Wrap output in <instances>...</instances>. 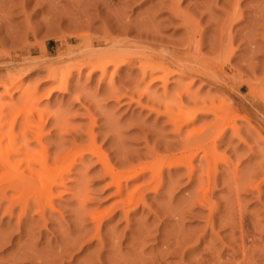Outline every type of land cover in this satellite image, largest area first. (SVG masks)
Returning <instances> with one entry per match:
<instances>
[{
  "label": "rangeland",
  "instance_id": "obj_1",
  "mask_svg": "<svg viewBox=\"0 0 264 264\" xmlns=\"http://www.w3.org/2000/svg\"><path fill=\"white\" fill-rule=\"evenodd\" d=\"M113 46L123 53L130 46L133 52L124 53L129 57L121 52L126 62L116 73L112 66L104 77L100 71L89 74V66L78 68L87 57L103 63ZM135 50L161 55L176 50L193 59L196 70L172 75L164 89L160 72L142 75ZM12 77L22 79V88L16 84L5 93L3 85ZM26 86L33 92L27 98L22 96ZM50 90V97H43ZM174 99L185 111L186 106H226L229 118L237 116L235 127L227 126L213 143L220 126L215 127L214 114L199 111L183 134L176 133L165 111L179 108L168 105ZM31 105L35 108L29 111ZM0 116L2 127L14 121L12 132L9 125L3 131L6 136L17 134L19 146L28 137L31 149H39L37 131L52 157L74 148L84 152L80 163L52 186V195L37 179L17 188L7 187L9 180L0 183L5 186L0 187V264H195L209 248L223 259L232 256L240 262L239 214L246 234L242 240L247 247L255 242L253 253L264 264V0H0ZM26 117L36 130L24 128ZM200 128L208 130L203 134ZM187 133L206 138L190 148L195 153L203 146L191 161L193 172L187 165H167L169 156L184 150ZM6 139L2 147L11 142ZM212 144L216 156L206 170L207 161L199 159ZM23 155L16 157L13 171L25 168ZM99 155L120 175L130 168L146 170L128 181L122 177L119 190ZM6 171L1 167L0 176ZM156 171L160 176L153 177ZM212 172L215 184L206 179ZM134 189L133 200L142 201L127 208L126 197ZM205 194L211 203L202 202ZM93 216L102 223L103 244L95 236L98 223ZM165 246L170 255L162 250Z\"/></svg>",
  "mask_w": 264,
  "mask_h": 264
},
{
  "label": "bare ground",
  "instance_id": "obj_2",
  "mask_svg": "<svg viewBox=\"0 0 264 264\" xmlns=\"http://www.w3.org/2000/svg\"><path fill=\"white\" fill-rule=\"evenodd\" d=\"M175 1H177V0H175ZM103 2V1H102ZM111 2V1H110ZM179 2V1H178ZM105 3H106V1H105ZM112 4V3H111ZM176 4H178L177 2L175 3V5ZM126 5V4H125ZM173 8H174V6H172ZM175 8H176V6H175ZM109 9H111V8H109ZM108 10V9H107ZM119 10V9H118ZM172 10V9H171ZM174 10V9H173ZM181 10H179V12H180ZM180 13H182L183 14V12L181 11ZM232 13V12H231ZM240 13V12H239ZM178 15V14H177ZM184 15V14H183ZM182 15V16H183ZM122 16V15H121ZM181 16V15H180ZM232 16H233V14H232ZM152 17V16H151ZM188 19L187 18V16H185V17H183V19ZM238 18V17H237ZM234 20V19H233ZM127 21V20H126ZM185 21V20H184ZM231 21V20H230ZM147 22H149V21H147ZM188 22V21H187ZM128 23V22H127ZM184 23V22H183ZM140 24V23H139ZM143 24V23H142ZM187 24V23H186ZM152 25V24H151ZM146 27V26H145ZM143 31V30H142ZM152 32H153V30H152ZM145 33V32H144ZM153 40V39H152ZM189 41V40H188ZM119 45V44H118ZM110 46H112V45H110ZM129 48H130V46H129ZM129 48L128 49H126L125 51H124V53L125 52H127V54H129V53H131L132 52V50L131 51H129ZM141 48H143V47H141ZM156 48V47H155ZM161 48V47H160ZM167 48V47H166ZM159 49V48H158ZM171 50V49H170ZM178 50V49H177ZM121 51V50H120ZM138 50H135L134 52H136L135 53V55H137L136 56V62L138 61V67H139V70L141 71V73H142V75L143 76H147V75H149V74H152V73H154V72H160V74H159V79H161L163 82H164V84H163V87H164V89L166 88V82H167V80L169 79V77H171L172 75H182L183 74V71H186V70H189V71H195L196 69H195V66L192 64V63H194L193 62V59H191V58H188L187 56H182V54H179L176 50H175V52H173V53H169V54H166V55H161V54H157V53H151V52H145V51H139V53L137 52ZM157 51H159V50H157ZM161 51V50H160ZM167 51V50H166ZM180 51V50H179ZM122 52V51H121ZM121 52H119L116 48H115V46H113V48H112V50L110 51L109 50V53H107L106 55L109 57L108 59H103V60H100L101 62H103V63H100V62H96V61H93L92 60V57H87L88 58V60L85 62V63H82V64H79L78 65V68L79 69H81L83 66H89L90 68H89V74H93L95 71H100V73H101V76L100 77H104V76H106V75H108V72H110L109 71V67L110 66H112L113 67V72H115L116 73V71H117V68L119 67V65L122 63V62H126V58L124 57V56H126V55H124V53L122 52V54L124 55H121ZM163 52V51H162ZM133 53V52H132ZM131 53V54H132ZM91 54H93V53H91ZM102 54V53H101ZM130 54V55H131ZM162 54H164V53H162ZM134 54L133 55H131V56H135ZM168 55V56H167ZM90 56V55H89ZM98 56V55H97ZM128 57H129V55H127ZM126 56V57H127ZM103 57V56H102ZM104 57H106V56H104ZM98 58V57H97ZM158 59V61H155V59ZM86 60V59H85ZM128 60V59H127ZM132 61H134L133 60V58H132ZM78 62V61H77ZM76 62V63H77ZM84 62V61H83ZM79 63H81V62H79ZM128 63V62H127ZM137 64V63H136ZM131 65V64H130ZM76 67H77V65H76ZM197 67V66H196ZM203 67V66H202ZM225 67V66H224ZM198 68H199V66H198ZM204 69V68H203ZM210 69V68H209ZM53 71H54V69L53 68H49V75H51L52 77H50L51 79L52 78H56L54 75H53ZM200 71V70H199ZM211 71V70H210ZM209 71V72H210ZM214 71V70H213ZM70 72V71H69ZM161 72H162V75H161ZM192 72V73H193ZM112 73V72H111ZM111 73H109V74H111ZM214 73V72H213ZM213 73H212V75H213ZM157 74V73H156ZM196 74V73H195ZM202 75V73H200L199 72V75ZM216 74V73H215ZM197 75V74H196ZM22 76V75H21ZM109 76V75H108ZM156 76V75H155ZM158 76V75H157ZM207 76V75H206ZM216 76H217V74H216ZM208 77V76H207ZM19 78V77H18ZM16 79L15 80V77H12L6 84H4L3 85V87H4V91H5V93L7 92L8 93V90H10L11 88L13 89L14 87H15V85L17 84V86L15 87L16 89H19V88H22V85L20 84V82H21V78H19V79ZM151 78V77H150ZM156 78V77H155ZM212 78V77H211ZM208 79H210V78H208ZM18 80V81H17ZM211 80V79H210ZM219 81V80H218ZM67 81H64V83H66ZM250 82V81H249ZM65 85V84H64ZM249 86H251L250 85V83H249ZM60 87V86H59ZM61 87H62V85H61ZM168 87V86H167ZM180 87V86H179ZM57 88V87H56ZM148 88V87H147ZM58 89V88H57ZM146 90V89H145ZM146 91H148V89L146 90ZM165 91V90H164ZM185 91V90H184ZM13 92V91H12ZM31 92H32V90H31V87L30 86H26V87H23V91H22V96H25V98H27V96H29V95H31ZM51 92H53L52 90H50V91H48L47 93H45L44 95H43V97H45L46 96V98L50 95V94H52ZM152 92V91H151ZM33 93V92H32ZM34 94H35V92H34ZM152 94H154V92L152 93ZM169 94V93H168ZM148 95V94H147ZM150 95V94H149ZM172 95V94H171ZM178 95V94H177ZM170 96V95H169ZM42 96H40V98H41ZM50 97V96H49ZM179 97V96H178ZM32 99V98H31ZM30 99V100H31ZM42 99V98H41ZM180 99V98H179ZM173 100V99H172ZM150 101V100H149ZM175 101H177V102H179L178 100H176V99H174V101H172V103H170V104H168V105H171V107L172 106H174V108L176 109V108H178V107H176V103H175ZM33 102V101H32ZM31 102V103H32ZM36 100L34 101V103H33V105L35 106L36 104ZM179 104H181V102L179 103ZM33 105H31V106H29L30 108L28 109L29 111H30V109L33 107V108H35ZM38 105V104H37ZM154 105V104H153ZM177 105H178V103H177ZM219 105V104H218ZM184 106V105H183ZM189 106V105H188ZM194 106V105H193ZM219 107H221V108H219ZM219 107L218 106H216L215 104H213L212 106H208V108L207 109H205V110H200L201 108L200 107H187L186 106V108L188 109H186V111L185 110H182L180 107L178 108V109H176V110H174V112L172 111V110H165L166 111V113L169 115V119H168V121L170 120V123L172 124L173 123V125H174V127H175V132L176 133H180L181 132V134H183V132H182V130H183V128H184V126H186V125H188V124H190L191 122H193L194 121V119H195V117H196V113H198L199 111L201 112V114H209V113H212V114H214V116L213 117H215V122H214V125H216L215 127H217V126H220V130L219 131H217V138H215V135L212 137V138H215V139H213V143H215V142H217L216 141V139H218V138H220V137H222V135L224 134V132H225V129H226V127L227 126H233V127H235V123H236V118H237V116H235V115H233L234 117L233 118H229V112H228V110L226 109L225 110V107H224V109H222V105L220 106L219 105ZM32 108V110H34ZM159 108V107H158ZM27 110V111H28ZM31 110V112H34V111H32ZM156 110H160V109H156ZM24 112L23 114H27L28 112ZM162 111V113H163V110H161ZM160 111V112H161ZM159 112V111H158ZM231 112V111H230ZM156 113V112H155ZM161 113V114H162ZM157 114V113H156ZM190 114H191V116L192 117H190ZM231 114V113H230ZM39 115H40V113H39ZM241 115V114H240ZM25 116V115H24ZM29 116V115H28ZM1 117V116H0ZM31 118V117H30ZM40 118V117H39ZM2 119V118H1ZM41 119V118H40ZM11 120V119H10ZM7 121V120H6ZM32 121H33V119H32ZM11 122H12V120H11ZM10 122V124L8 123V125H9V132H12L13 131V128H14V121L11 123ZM21 122V121H20ZM4 123V122H3ZM36 123V122H35ZM211 123V122H210ZM22 124H24V128L27 130H29L30 128H32L31 126H29V125H36V124H34V123H31L30 121H29V119H28V117H26V120L24 119V122H22ZM6 126V124L4 123L3 124V127H5ZM7 125V126H8ZM6 126V127H7ZM22 126V125H21ZM2 127V125L0 124V144H1V142L5 139V138H7L6 140H8L9 138L11 139V142L9 143L8 142V145H6V146H4V147H2L1 145H0V168L2 167H6L7 168V171L6 172H4L1 176H0V183H2L4 180H9L10 181V183L11 184H9L7 187H13V188H17L19 185L21 186V184H26V183H29V182H31L32 180H34V179H37V180H39V181H42L43 183H42V189H43V191L44 192H46L47 194H49V195H52V186L53 185H56V184H59L60 182H62L63 180H64V173L65 172H68V171H70V169L76 164V163H80V161L82 160V158L84 157V152H82V150L81 149H79V148H74V149H71V150H69L66 154H64V155H62V156H54V157H52L51 155H50V153H49V151H48V149H47V147L41 142V138H40V136H39V134H36V132L37 131H34L33 133H34V135H35V137H36V139H38V142L40 143V148L38 149L37 148V150H34V147H33V149H31L32 148V146H29L28 145V143L26 142L27 140H28V137H27V140H26V136H25V143L22 145V146H19V145H17L18 143H16L15 142V140H16V138L18 137V135L17 134H14V133H12V135L11 136H6V134L8 135V133H4V131H3V128ZM28 127H30V128H28ZM204 126H202V128H203ZM210 127V126H209ZM202 128H200L199 130H201L202 131ZM208 128V127H207ZM206 128V129H207ZM24 129V130H25ZM32 129H35L36 130V128L34 127V128H32ZM185 129V128H184ZM187 129V128H186ZM206 129H204V131L206 132L207 130ZM5 130H7V129H5ZM196 130V129H195ZM194 130V131H195ZM197 130H198V128H197ZM237 130V129H236ZM189 131V130H188ZM200 131V132H201ZM204 131H202L203 132V134H204ZM19 132H21V134L23 133L22 131H19ZM25 132H27V131H25ZM30 132H31V129H30ZM185 132H187V131H185ZM184 132V133H185ZM199 132V131H198ZM235 132V131H234ZM17 133V132H16ZM191 133H192V131H191ZM19 134V133H18ZM25 134V133H24ZM202 134V133H201ZM200 133L198 134L197 133V135L195 134H193L194 136H195V139H192V137L191 136H193L192 134L189 136L188 135V133H187V135H188V137L186 136V138L184 139L185 140V142L183 143V145H182V147H184V150L180 153V154H172L171 156H169V162H168V166L169 167H179V166H181V165H187V167L189 168V170H190V172H193V169H194V167H193V165H192V159H193V157L194 156H196L197 155V150L198 149H200L201 147H203L201 144H199L198 145V147H197V150L196 149H194V150H196L195 151V153H190V150L192 149L191 147H192V145L193 144H198V143H200V142H202V141H206V138L203 136V134L201 135ZM199 135H200V137H199ZM22 136H23V134H22ZM21 136V137H22ZM184 136H185V134H184ZM205 136H206V134H205ZM240 136V135H239ZM181 137V136H180ZM202 137V139H200ZM245 137V136H244ZM183 138V137H182ZM181 138V139H182ZM203 138L205 139V140H203ZM22 139H23V137H22ZM18 140V139H17ZM202 140V141H201ZM9 141V140H8ZM22 141V140H21ZM181 141H183V139L181 140ZM207 141H208V138H207ZM209 141H211V140H209ZM208 141V142H209ZM221 142V141H220ZM19 143H23V141L22 142H19ZM178 143V142H177ZM182 143V142H181ZM203 143V142H202ZM211 143V142H210ZM30 144V143H29ZM38 144V143H37ZM36 144V145H37ZM209 144V143H208ZM32 145V144H31ZM82 145V144H81ZM80 145V146H81ZM206 145H207V143H206ZM76 146V145H75ZM172 146V145H171ZM30 147V148H29ZM38 147H39V144H38ZM83 147V146H82ZM181 147V146H180ZM36 148V147H35ZM191 148V149H190ZM204 148H205V146H204ZM153 149V148H152ZM206 149V148H205ZM212 149H215V147H214V144H212V145H210L209 147H208V149H206L207 151H204L205 152V154H204V156H202L201 157V159H199V161H201V160H206L207 162V164H208V166H206L207 167V169L206 170H209L210 168H211V165H213V164H211V162H214V159L212 160V157L213 158H215V156H216V153H215V151H213ZM156 150V149H155ZM168 150V149H167ZM170 150V149H169ZM204 150V149H203ZM208 150H211V152H209ZM175 151V150H174ZM181 151V150H180ZM62 152V151H61ZM87 152H89V151H87ZM173 152V151H172ZM201 153V152H200ZM203 153V152H202ZM21 154L25 157H23V158H20V160H23V162L25 163L24 164V166H25V168L23 169V171L22 172H16V170H14L13 171V168H14V165H15V162L17 161H19V160H17L16 159V157L19 159V156H21ZM88 154V153H87ZM154 154V153H153ZM152 154V155H153ZM167 155V154H166ZM199 155H203V154H199ZM22 157V156H21ZM154 158V157H153ZM165 158V157H164ZM164 158H162V161H164L163 159ZM262 158H264V157H262ZM99 160L101 161V163H102V165L104 166V169H105V171L109 174V175H111L115 180H116V182H117V185H118V189L119 190H121L122 189V185H121V178L122 177H124L125 179L124 180H126V181H128L130 178H132V177H135V176H137V175H139L141 172H144L146 169L143 167V168H140V169H128V170H126L123 174H119L118 172H116L115 171V169H114V166H112L106 159H105V157H103L102 155H99ZM228 160V159H227ZM164 162H166V161H164ZM124 163V162H123ZM200 163V162H199ZM226 163V162H225ZM204 164H205V162H204ZM233 164V163H232ZM164 165V164H163ZM203 165V164H202ZM235 165V164H234ZM21 166V165H20ZM102 166V167H103ZM214 166H216L215 164H214ZM262 166V165H261ZM262 167H264V166H262ZM234 168H235V166H234ZM254 168V167H253ZM258 168V169H257ZM257 168H256V170H259V167L257 166ZM162 169V168H161ZM213 169V168H212ZM201 170H203L202 168H201ZM214 170V169H213ZM240 170V169H239ZM260 170H261V167H260ZM262 170H264V169H262ZM120 171V170H119ZM197 171V170H196ZM235 171V170H234ZM241 171V170H240ZM10 172V173H9ZM123 172V171H122ZM238 172V171H237ZM246 172V171H245ZM248 172V171H247ZM251 172V171H250ZM262 172H264V171H262ZM9 173V175H7ZM169 173V172H168ZM199 173V172H198ZM206 173V172H205ZM213 173V172H212ZM175 174V173H174ZM213 174H215V172L213 173ZM227 175V174H226ZM225 175V176H226ZM253 175V174H252ZM153 177H156V176H160V172L159 171H156V173H154L153 175H152ZM202 176V175H201ZM234 176V175H233ZM233 176H232V178H233ZM236 176L237 175H235L234 176V180L235 181H233V182H235L234 184H235V186H237L236 185V181H237V179H236ZM248 176H250L249 175V173H248ZM207 177L208 178H206V179H208V181H209V183L210 184H215V181H216V174L215 175H211V174H209L208 173V175H207ZM261 177V176H260ZM6 178V179H5ZM245 178V177H244ZM247 178V177H246ZM250 178V177H249ZM198 179V178H197ZM204 179V178H203ZM200 181V180H199ZM206 181V180H205ZM207 181V182H208ZM243 181V180H242ZM247 181V180H246ZM149 182V181H148ZM202 182V180L199 182V184ZM248 182V181H247ZM247 182H246V184H247ZM161 183V182H160ZM160 183L158 184V185H156L155 186V191H157L158 189H159V187H160ZM169 183V182H168ZM208 183V184H209ZM238 183V182H237ZM240 183V182H239ZM233 184V183H232ZM126 185V184H125ZM245 185V184H244ZM249 185V184H248ZM209 186V185H208ZM249 186H251V185H249ZM249 186H248V188H249ZM0 187H1V189H3L5 186L4 185H2V184H0ZM169 187V186H168ZM238 187V186H237ZM236 187V189H238ZM258 187V186H257ZM247 188V189H248ZM251 188V187H250ZM13 190V189H12ZM150 190V189H149ZM213 190V189H212ZM233 190V189H232ZM257 190V189H256ZM15 191V190H14ZM236 191V190H235ZM238 191V190H237ZM241 191V190H240ZM251 191V190H250ZM258 191V190H257ZM137 192V189H134L127 197H126V202H125V204H126V206L125 207H127V208H129L130 206H132V204H133V206H137L138 204H139V202L140 201H142V200H140L139 198L135 201V200H133V198H134V195H135V193ZM258 193V192H257ZM4 194H2V196H3ZM144 195V194H143ZM233 196V195H232ZM4 197H6V196H4ZM262 197V196H261ZM236 198H238V197H236ZM258 198H260V197H258ZM122 199V198H121ZM123 199H125V198H123ZM144 199V198H143ZM197 198H195V199H193V200H196ZM209 200V198H207V195L205 194V196H203V201L202 200H198L197 201V203H200L201 201L203 202V203H205V201H207L208 202V200ZM261 199V198H260ZM1 200V199H0ZM13 200V199H12ZM191 200V199H190ZM238 200V199H237ZM241 200V199H240ZM18 201V200H17ZM26 201V200H25ZM144 201V200H143ZM192 201V200H191ZM232 201V200H231ZM10 202V201H9ZM13 202H14V200H13ZM12 202V203H13ZM27 202V201H26ZM146 202V201H145ZM202 202L200 203V204H202ZM209 202H210V200H209ZM16 203V202H15ZM18 203V202H17ZM23 203H24V201H23ZM192 202H190L189 204H191ZM197 203H194V204H197ZM211 203V202H210ZM217 203V202H216ZM22 204V203H21ZM20 204V205H21ZM25 204V203H24ZM24 204H22L21 206H23ZM27 204V203H26ZM50 204V203H49ZM121 204H122V202H121ZM187 204V203H186ZM9 205V204H8ZM12 205V204H11ZM55 205V204H54ZM123 205H124V203H123ZM144 205V204H143ZM191 206V205H190ZM236 206V205H235ZM9 207H11V206H9ZM9 207H6L7 209H8V211H9ZM26 207V206H25ZM12 208H14V207H12ZM27 208H30V207H27ZM182 208V207H181ZM241 208V207H240ZM242 208H244V207H242ZM11 209V208H10ZM175 209V208H174ZM155 210V209H154ZM173 210V209H172ZM185 210V209H184ZM216 210V209H215ZM8 211H6V212H8ZM124 211H126V209L124 210ZM176 211V210H175ZM186 211H187V209H186ZM212 211V210H211ZM94 212V211H93ZM149 212V211H148ZM45 213V212H44ZM126 213H127V211H126ZM169 213V212H168ZM181 213V212H180ZM180 213H179V215H180ZM94 214H96V213H94ZM175 214H176V212H175ZM210 214H211V212H210ZM128 215V214H127ZM126 215V216H127ZM171 215V214H170ZM169 215V216H170ZM242 215V214H241ZM91 217H92V214H91ZM175 217V216H174ZM243 217V216H242ZM259 217V216H258ZM180 218V217H179ZM239 222H237V227L236 226H231L232 228H234V227H236L237 229H238V227L240 228V238H241V241H239L240 242V245H239V247H240V249L238 250V251H240L241 252V254H242V256L241 257H243V259H242V261H235L234 260V258L232 257V256H228V257H225V259H223L222 257H221V255H220V253H215V252H218V251H215L213 248H209L208 250H207V253L205 254V255H201V257L198 259H196V263L195 264H258V262H257V256L256 255H254V251H255V246H254V244H255V242H252L253 244H249L250 246H246V244H244V242H245V240H244V242H243V237L246 235H242V234H244L243 232L244 231H242L243 229H241V223H243L241 220V216H240V214H239ZM93 219H95L96 221H97V223H98V225H97V234L95 235V236H97L98 238H99V241H100V243L101 244H103V242H102V239L100 238V233H99V229L101 228L100 226H101V221L100 220H98V218L96 217V216H93ZM174 219V218H173ZM235 219V218H234ZM237 219V218H236ZM233 220V219H232ZM257 220V219H256ZM255 220V222H254V226L258 223L257 221ZM146 221V220H145ZM177 221V220H176ZM231 221V220H230ZM235 221V220H234ZM238 221V220H237ZM232 222V221H231ZM236 222V221H235ZM96 223V222H95ZM230 223V222H229ZM235 224V223H234ZM144 225V224H143ZM211 225V224H210ZM230 225V224H229ZM252 225V226H253ZM214 226V225H213ZM150 227V226H149ZM259 227H261V226H259ZM142 227L140 226V229H141ZM176 228V227H175ZM114 229V228H113ZM178 229V228H177ZM253 229H254V227H253ZM255 229H256V227H255ZM258 229H260V228H258ZM143 230H144V227H143ZM146 230H148V229H146ZM150 230H151V228H150ZM174 230V229H173ZM181 230V229H180ZM257 230V229H256ZM178 231V230H177ZM112 232V231H111ZM148 232V231H147ZM113 233V232H112ZM115 233V232H114ZM150 233V232H149ZM148 233V234H149ZM157 233V232H156ZM182 233V232H181ZM180 233V234H181ZM168 234V233H167ZM253 234V233H252ZM113 235V234H112ZM172 235V234H171ZM173 235H174V233H173ZM176 235V234H175ZM183 235L184 236H186L185 235V233H183ZM139 237H140V235H138ZM137 236V237H138ZM147 236V235H146ZM168 236H170V235H168ZM236 236V235H235ZM243 236V237H242ZM252 236V235H251ZM160 237V236H159ZM177 237V236H176ZM215 237V236H214ZM232 237V236H231ZM239 237V236H238ZM255 237V236H254ZM83 238V237H82ZM82 238H80V239H82ZM177 238H179V237H177ZM182 238V237H181ZM211 238V237H210ZM233 238V237H232ZM257 238V237H256ZM106 239V238H105ZM112 239V238H111ZM143 239V238H142ZM166 239V238H165ZM169 239V238H168ZM238 239V238H237ZM250 239V238H249ZM253 239V238H252ZM75 240V239H74ZM113 240V239H112ZM115 240V239H114ZM113 240V241H114ZM145 240V239H144ZM176 240V239H175ZM179 240V239H178ZM210 240V239H209ZM135 241H136V239H135ZM140 241V240H139ZM167 241V240H166ZM181 241V240H180ZM254 241V240H253ZM73 242H75V241H73ZM142 242H143V240H142ZM169 242H171V240L169 241ZM177 242V241H176ZM236 242V241H235ZM256 242H257V240H256ZM112 243V242H111ZM115 243H118V242H116V240H115ZM173 243V242H172ZM214 243V242H213ZM73 244V243H72ZM77 244V243H76ZM75 244V245H76ZM176 245H177V243H175ZM180 244V243H179ZM238 244V243H237ZM117 244H115V248L117 247L116 246ZM171 245V244H170ZM181 245V244H180ZM179 245V246H180ZM248 245V244H247ZM258 245V244H257ZM256 245V246H257ZM72 246V245H71ZM183 246V245H182ZM181 247V246H180ZM238 247V248H239ZM104 248H106V247H104ZM118 248V247H117ZM133 248V247H132ZM141 248V247H140ZM170 248H172L171 246L169 247V249ZM173 248H175V246L173 247ZM172 248V249H173ZM215 248V247H214ZM65 249H66V247H65ZM112 249V248H111ZM134 249V248H133ZM139 249V248H138ZM176 249H178V248H176ZM216 249V248H215ZM64 250V249H63ZM113 250H115L114 249V247H113ZM112 250V251H113ZM152 250V249H151ZM161 250V249H160ZM159 250V251H160ZM162 250H164V252L165 253H167V251H168V253H169V251L170 252H172V250H168V248H167V246H165V248H163ZM161 250V251H162ZM174 250V249H173ZM205 250V249H204ZM216 250H218V249H216ZM258 250V249H257ZM256 250V251H257ZM59 251V250H58ZM159 251H157L158 253H159ZM118 252V251H117ZM164 252H163V256H164ZM176 252V251H175ZM235 252V251H234ZM259 253H260V249H259V251H258ZM62 253H64V252H62ZM113 253H114V251H113ZM141 253V252H140ZM143 253V252H142ZM161 253V252H160ZM174 253V252H173ZM195 253H196V251H195ZM204 253V252H203ZM116 254H118V253H116ZM157 254V253H156ZM177 254V253H176ZM120 255V254H119ZM166 255H168V254H166ZM169 255H170V253H169ZM228 255V254H227ZM97 256V255H96ZM124 256V255H123ZM143 256V255H142ZM153 256V255H152ZM151 256V257H152ZM160 256H161V254H160ZM163 256H161V258H163ZM172 256V255H171ZM234 256V255H233ZM60 257H62L61 255H60ZM148 257V256H147ZM154 257V256H153ZM193 257V256H192ZM197 257H199V255L197 256ZM224 257V256H223ZM58 258V257H57ZM103 258V257H102ZM113 258H115V257H113ZM145 258V257H144ZM150 258V257H149ZM148 258V259H149ZM158 258V257H157ZM165 258V257H164ZM62 259V258H61ZM105 259V258H104ZM121 259H122V257H121ZM120 259V260H121ZM116 260H117V258H116ZM123 260V259H122ZM153 260H155V258H153ZM164 260V259H163ZM191 260V259H190ZM113 261H115V260H113ZM124 261H126V260H124ZM151 261V260H150ZM156 261H158V260H156ZM160 261V260H159ZM262 261V260H261ZM89 262V261H88ZM103 262V261H102ZM111 262V261H110ZM116 262V261H115ZM113 263V262H112ZM120 263V262H119ZM158 263H160V264H162L161 262H158ZM261 264H262V262H260Z\"/></svg>",
  "mask_w": 264,
  "mask_h": 264
}]
</instances>
